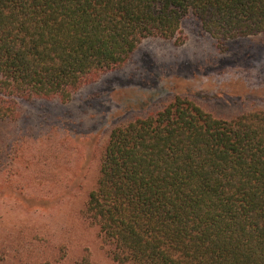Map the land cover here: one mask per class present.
<instances>
[{
	"label": "trees",
	"instance_id": "trees-1",
	"mask_svg": "<svg viewBox=\"0 0 264 264\" xmlns=\"http://www.w3.org/2000/svg\"><path fill=\"white\" fill-rule=\"evenodd\" d=\"M190 16L216 39L264 33V0H0V122L70 103L144 40L181 45ZM80 212L112 264H264V109L174 95L111 127Z\"/></svg>",
	"mask_w": 264,
	"mask_h": 264
},
{
	"label": "rangeland",
	"instance_id": "rangeland-1",
	"mask_svg": "<svg viewBox=\"0 0 264 264\" xmlns=\"http://www.w3.org/2000/svg\"><path fill=\"white\" fill-rule=\"evenodd\" d=\"M181 35L144 40L68 104L19 102L17 120L0 122V264H112L80 212L111 127L174 95L224 118L264 109V33L216 39L190 16Z\"/></svg>",
	"mask_w": 264,
	"mask_h": 264
}]
</instances>
